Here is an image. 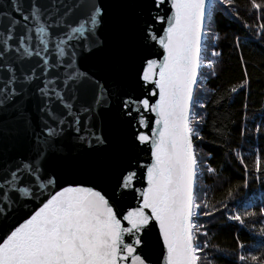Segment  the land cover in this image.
<instances>
[{
  "label": "snow or ice",
  "instance_id": "6c2138e0",
  "mask_svg": "<svg viewBox=\"0 0 264 264\" xmlns=\"http://www.w3.org/2000/svg\"><path fill=\"white\" fill-rule=\"evenodd\" d=\"M250 9L264 42V0ZM217 11L240 19L236 0L0 3V264H212L201 216L264 225V151L251 168L234 153L243 183L219 206L198 186L217 175L197 150ZM249 87L245 69L230 93ZM250 181L261 195L230 207ZM237 244V264H264Z\"/></svg>",
  "mask_w": 264,
  "mask_h": 264
},
{
  "label": "trees",
  "instance_id": "16d2710c",
  "mask_svg": "<svg viewBox=\"0 0 264 264\" xmlns=\"http://www.w3.org/2000/svg\"><path fill=\"white\" fill-rule=\"evenodd\" d=\"M236 2L240 13L239 20L223 11L213 13L212 31L219 39L212 42V49L221 55L213 58L216 61V75L208 79L201 77L208 99L205 101L204 110V140L197 141V150L205 158L210 154L207 163L217 169V175L205 173L198 181V186L203 190L200 195L206 196L210 206H219L218 201L226 197L230 187L243 183L244 166L235 158L234 153L242 155L251 168L254 151H264V134L258 136L255 132V125L260 123L261 114L264 112V42L254 39L253 34L244 27L245 23L261 21L256 20L250 9L251 0ZM237 37H240L239 47L236 43ZM245 69L250 87L231 94L230 89L243 81ZM212 90H215L214 94ZM221 98V103H213ZM245 104L248 105L247 109L244 108ZM245 129L248 131L242 136L241 132ZM253 193L256 197L261 195L259 181H250L248 189L236 192V200L230 201L229 206L243 210L244 205L252 200ZM200 222L207 225L210 244L222 250H206L212 264H237V237L252 255L259 256L264 250L259 234V229L264 225L260 223H250L248 227L242 228L220 213L214 217L201 216Z\"/></svg>",
  "mask_w": 264,
  "mask_h": 264
},
{
  "label": "water",
  "instance_id": "95a60500",
  "mask_svg": "<svg viewBox=\"0 0 264 264\" xmlns=\"http://www.w3.org/2000/svg\"><path fill=\"white\" fill-rule=\"evenodd\" d=\"M4 2V0H0V3ZM206 24H207V20H206ZM162 51V50H161ZM156 58H162V57H156ZM147 156H148V153H143L142 154V159H143V162L145 163H149L150 161L147 159ZM131 199V198H130ZM131 203L133 206H135L137 203H138V200H131ZM158 233V228L157 229H154L153 233H152V238L153 240L155 239L156 237V234ZM159 251L160 249L158 247H154L153 248V258H155L156 256L159 255Z\"/></svg>",
  "mask_w": 264,
  "mask_h": 264
}]
</instances>
